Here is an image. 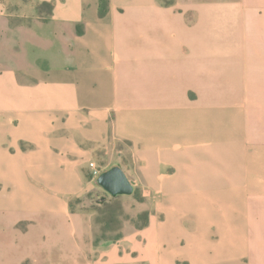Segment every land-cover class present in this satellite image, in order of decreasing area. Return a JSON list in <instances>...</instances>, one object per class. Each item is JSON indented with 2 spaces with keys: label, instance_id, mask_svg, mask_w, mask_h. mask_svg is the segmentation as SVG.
Listing matches in <instances>:
<instances>
[{
  "label": "crops",
  "instance_id": "1",
  "mask_svg": "<svg viewBox=\"0 0 264 264\" xmlns=\"http://www.w3.org/2000/svg\"><path fill=\"white\" fill-rule=\"evenodd\" d=\"M168 1L0 0L1 264H89L105 160L144 170L157 264H264V0Z\"/></svg>",
  "mask_w": 264,
  "mask_h": 264
},
{
  "label": "rangeland",
  "instance_id": "2",
  "mask_svg": "<svg viewBox=\"0 0 264 264\" xmlns=\"http://www.w3.org/2000/svg\"><path fill=\"white\" fill-rule=\"evenodd\" d=\"M98 1V6L100 12L106 11L107 0H96ZM62 4L65 6L68 4V0H62ZM52 4L44 3V0H41L40 11L42 13V19L48 16L47 13L51 10ZM104 15V14H103ZM58 22H51L47 27H54L58 25ZM76 29V28H75ZM79 29V28H78ZM79 31V30H78ZM80 32V31H79ZM42 66L51 65L54 70H64L65 63L63 56H61V49L56 48V51L53 50L51 53H46V56L42 57ZM46 62V63H45ZM49 62V63H48ZM69 65V64H68ZM70 67V68H69ZM67 69L72 72V74H79L81 71V65L74 60L73 63H70L67 66ZM138 82L135 87L139 90L141 94H135L136 103H143V69L138 67ZM134 98V96H133ZM93 163V162H92ZM109 160H105L100 164V167L103 168L110 164ZM96 164V163H95ZM97 165V164H96ZM131 180L135 183V192L133 195H124L113 198L109 196L105 191H93L83 201H74L72 204L73 209H75L77 204L87 205V209L94 214V245L96 246L93 252L89 256V264H101L96 263L97 261H109V259H114V263L110 264H157L155 255L151 256L150 254L146 255L145 243L150 237V231L146 230L145 226L139 228L138 226L143 224L145 219L143 214L145 212L150 215L152 211L154 212V195L146 188L145 186V175L144 170H125ZM89 179L93 178L91 173L87 174ZM106 196V202H111V205L115 209V216L117 221L112 223V228L105 232V238L100 242L96 241L97 236L104 234L101 231V225L97 223V218L99 216V211L106 209L104 202H101L102 197ZM157 199V198H156ZM193 212H196V207L192 208ZM159 217L161 214L159 213ZM196 220V218L194 219ZM192 225V224H190ZM152 228L155 229L154 224ZM122 234V237L118 240H111L117 235ZM111 245H114L111 247ZM2 247V241L0 239V248ZM113 250V251H112ZM176 256L179 260L176 264H198L196 259L193 256L194 252L188 247L179 248V254L174 255L170 253L169 258L172 259V256ZM95 261V262H94ZM2 253L0 249V264L3 263ZM110 262V261H109ZM25 264H30L29 261L25 260ZM108 264V263H107ZM173 264V263H172ZM203 264V263H200Z\"/></svg>",
  "mask_w": 264,
  "mask_h": 264
},
{
  "label": "water",
  "instance_id": "3",
  "mask_svg": "<svg viewBox=\"0 0 264 264\" xmlns=\"http://www.w3.org/2000/svg\"><path fill=\"white\" fill-rule=\"evenodd\" d=\"M96 183L109 196L116 198L124 195H133L135 192V183L131 180L125 170L118 165L101 172L96 178ZM106 200V196L102 197L101 202Z\"/></svg>",
  "mask_w": 264,
  "mask_h": 264
},
{
  "label": "trees",
  "instance_id": "4",
  "mask_svg": "<svg viewBox=\"0 0 264 264\" xmlns=\"http://www.w3.org/2000/svg\"><path fill=\"white\" fill-rule=\"evenodd\" d=\"M166 4H170L172 3L171 1L168 0H164ZM106 10V9H105ZM106 11L102 12V15L105 14ZM80 31V28L78 29ZM81 32V31H80ZM104 206L106 207V209L104 210H100L99 211V216L97 218V223L101 225V231L104 233L101 236H97L96 241L100 242L102 239L105 238V232L110 230L112 228V223L114 221H117V218L115 216V209L114 207L111 205V202H104ZM144 216V223L139 225V228H143L145 226H147L148 222H149V213L145 212L143 214ZM122 237V234L117 235L116 237H114L111 240H118Z\"/></svg>",
  "mask_w": 264,
  "mask_h": 264
},
{
  "label": "built area",
  "instance_id": "5",
  "mask_svg": "<svg viewBox=\"0 0 264 264\" xmlns=\"http://www.w3.org/2000/svg\"><path fill=\"white\" fill-rule=\"evenodd\" d=\"M90 167L92 168L91 174L93 178H97L101 174V168L95 163H91Z\"/></svg>",
  "mask_w": 264,
  "mask_h": 264
}]
</instances>
